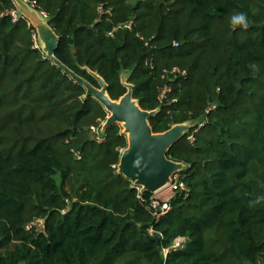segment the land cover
Instances as JSON below:
<instances>
[{"label": "trees", "instance_id": "trees-1", "mask_svg": "<svg viewBox=\"0 0 264 264\" xmlns=\"http://www.w3.org/2000/svg\"><path fill=\"white\" fill-rule=\"evenodd\" d=\"M26 1L55 57L113 101L131 85L154 134L193 122L167 154L188 194L154 221L152 194L117 174L122 128L101 132L105 110L0 0V264H264V0Z\"/></svg>", "mask_w": 264, "mask_h": 264}, {"label": "water", "instance_id": "water-1", "mask_svg": "<svg viewBox=\"0 0 264 264\" xmlns=\"http://www.w3.org/2000/svg\"><path fill=\"white\" fill-rule=\"evenodd\" d=\"M20 0H14L19 5ZM34 16L42 15V19H34L32 27L37 34L41 51L46 58L62 73L68 76L75 84L85 90V98L94 99L107 113L108 118L102 125L101 132L113 125L120 126L127 139V148L121 153L117 174L126 181L140 189V193L156 194L163 191L173 176L183 171L184 166L168 159V152L194 125L187 123L175 125L170 130L154 134L149 125V120L156 114L155 111L141 110L137 101L133 99L132 86L124 84L126 93L118 100L113 101L107 95L108 87L105 81L95 73L90 75L96 81L95 88L87 80L77 76L56 57L55 52L59 45V39L48 26L46 17L31 8ZM25 18H27L24 15ZM124 83V82H123ZM149 240L159 242L158 237L146 236Z\"/></svg>", "mask_w": 264, "mask_h": 264}, {"label": "built area", "instance_id": "built-area-1", "mask_svg": "<svg viewBox=\"0 0 264 264\" xmlns=\"http://www.w3.org/2000/svg\"><path fill=\"white\" fill-rule=\"evenodd\" d=\"M12 1H13V4L15 5L14 0H12ZM9 15H10L13 23L17 22L19 17H20L16 13V7H15L14 11H11L9 13ZM125 28L130 29V24L126 25ZM32 41H33V47L35 49H39L36 32H34L33 35H32ZM174 46L176 47L177 44H174ZM171 74H182V75H184L185 73L184 72L181 73L178 69L174 68L171 71ZM188 140L192 141V137H189ZM99 141L102 142V139H99ZM132 187L135 188L138 193H140V189L139 188H137V187H135L133 185H132ZM164 190L174 191V192H176V194L177 193H181L184 196H186L188 194V189H187L186 185L184 184V182L181 181V179H180L178 174L173 176V178H171L170 183L168 184V186ZM150 200H151L150 209H151V212H152V217L154 218L155 222H158L161 218H163L171 210V203H170L171 199L168 200V201H158V200L154 199L153 197H151ZM38 226H41V223H39L38 225L36 223H32L29 226H27L26 229L29 230L31 228H37ZM149 235L150 236L155 235L154 232L152 231V229L149 230ZM157 237L161 238V235L157 234ZM183 243H184L183 239H180V238L176 239L174 241V243H173V248L181 247L183 245ZM162 253H163V259L166 260L168 250H163Z\"/></svg>", "mask_w": 264, "mask_h": 264}, {"label": "rangeland", "instance_id": "rangeland-1", "mask_svg": "<svg viewBox=\"0 0 264 264\" xmlns=\"http://www.w3.org/2000/svg\"><path fill=\"white\" fill-rule=\"evenodd\" d=\"M15 6H16V13H17V15L20 16V17L21 16L24 17V14H22L23 11L19 7L20 5H16L15 4ZM29 6H31V5H29ZM26 8H27V6H26ZM25 19L27 21V25L28 26H32L33 25L34 19H36V21L37 20H40V19H42L44 21V17L42 15H40V14L37 15V16H34V19H27V18H25ZM38 46H39V49H41L42 46H41L40 42H38ZM127 76H128V73H126V72L122 73L121 76H120L121 81L125 83ZM187 124L188 125H193V122H188ZM122 131H123V129H122ZM99 142H101V141H99ZM74 185H75V182L74 181H71V183H69L67 185V187H66L67 190L68 191H71L70 189H72L73 187H75ZM175 195H176V192H174V191L164 190L162 192H159V193H156V194H152V197L154 199L158 200V201H168V200L172 199Z\"/></svg>", "mask_w": 264, "mask_h": 264}, {"label": "clouds", "instance_id": "clouds-1", "mask_svg": "<svg viewBox=\"0 0 264 264\" xmlns=\"http://www.w3.org/2000/svg\"><path fill=\"white\" fill-rule=\"evenodd\" d=\"M231 23L233 27H242L244 29L248 28V20L244 13H237L231 17ZM261 199H264L262 197Z\"/></svg>", "mask_w": 264, "mask_h": 264}, {"label": "crops", "instance_id": "crops-1", "mask_svg": "<svg viewBox=\"0 0 264 264\" xmlns=\"http://www.w3.org/2000/svg\"><path fill=\"white\" fill-rule=\"evenodd\" d=\"M26 5H25V4ZM19 7H20V9L23 11V13L22 14H24L26 17H27V19L28 18H33V15H32V13H33V11H32V7L31 6H29L28 5V3H27V1H25V0H20L19 1ZM26 6H27V8H26ZM16 7V6H15Z\"/></svg>", "mask_w": 264, "mask_h": 264}]
</instances>
